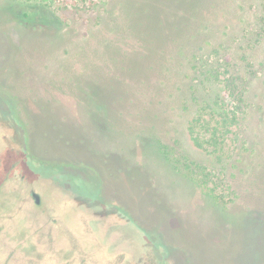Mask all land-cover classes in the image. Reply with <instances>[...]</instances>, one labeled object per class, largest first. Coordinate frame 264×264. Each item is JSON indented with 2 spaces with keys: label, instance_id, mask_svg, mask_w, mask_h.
Segmentation results:
<instances>
[{
  "label": "rangeland",
  "instance_id": "rangeland-1",
  "mask_svg": "<svg viewBox=\"0 0 264 264\" xmlns=\"http://www.w3.org/2000/svg\"><path fill=\"white\" fill-rule=\"evenodd\" d=\"M47 1L0 0V264H264V0ZM198 59L247 82L220 160Z\"/></svg>",
  "mask_w": 264,
  "mask_h": 264
},
{
  "label": "trees",
  "instance_id": "trees-1",
  "mask_svg": "<svg viewBox=\"0 0 264 264\" xmlns=\"http://www.w3.org/2000/svg\"><path fill=\"white\" fill-rule=\"evenodd\" d=\"M56 1L66 3V0H49L45 4H42L43 8L41 7L37 11L33 10L35 9V5H33L29 10L31 13L24 12V16L33 15L32 17L36 18L39 24L53 25L58 21V16L53 13V8H51L52 3ZM25 10L28 9L26 8ZM230 59L226 53L223 59L225 60V64L223 63L222 66H230ZM194 68L195 70L199 69L198 71L201 73L199 82L201 84V93L200 95L196 94L197 89L193 91L195 109L193 116L188 122L187 130L197 147L207 150L211 155L220 160L226 154L228 139L233 132L232 127L238 124L242 116V107L238 105L244 103L243 93L247 82L240 76L229 75L227 80H223L218 84V90L213 91L209 88L202 91L204 86L208 82H211L214 73L210 71L206 72L208 70L207 60L198 59L194 63ZM217 75L219 76L220 74ZM226 100L233 101L236 106L228 104ZM191 163L185 165L190 173H195L196 176L200 175L203 179L210 176V174L203 171V174L196 171L195 166L197 164ZM71 165L74 167H85L87 164L74 162ZM87 166L90 167V165ZM193 179L197 180V178Z\"/></svg>",
  "mask_w": 264,
  "mask_h": 264
},
{
  "label": "water",
  "instance_id": "water-1",
  "mask_svg": "<svg viewBox=\"0 0 264 264\" xmlns=\"http://www.w3.org/2000/svg\"><path fill=\"white\" fill-rule=\"evenodd\" d=\"M33 196L35 198V201L37 202V194L36 193H33Z\"/></svg>",
  "mask_w": 264,
  "mask_h": 264
},
{
  "label": "flooded vegetation",
  "instance_id": "flooded-vegetation-1",
  "mask_svg": "<svg viewBox=\"0 0 264 264\" xmlns=\"http://www.w3.org/2000/svg\"><path fill=\"white\" fill-rule=\"evenodd\" d=\"M32 197H33V199H34V201H35V198H34V196H33V192H32ZM35 202H36V201H35ZM38 202H39V201H38V196H37V202H36V203L38 204Z\"/></svg>",
  "mask_w": 264,
  "mask_h": 264
}]
</instances>
